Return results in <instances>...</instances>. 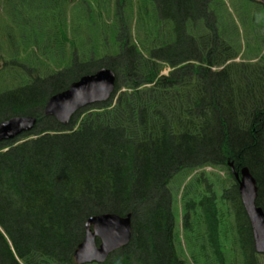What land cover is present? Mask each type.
Returning a JSON list of instances; mask_svg holds the SVG:
<instances>
[{
    "label": "trees",
    "instance_id": "obj_1",
    "mask_svg": "<svg viewBox=\"0 0 264 264\" xmlns=\"http://www.w3.org/2000/svg\"><path fill=\"white\" fill-rule=\"evenodd\" d=\"M90 1L100 16L109 11L110 0ZM218 1L153 0L151 34L142 6L116 0L120 41L108 49L88 0L4 1L0 121L37 120L0 142V264H77L87 219L104 213L130 214L132 237L99 264H261L234 172L247 167L264 212V57L232 46ZM133 17L141 42L129 31ZM103 66L116 76L107 101L64 124L44 115L51 95ZM213 188L232 193V262L220 201L204 193Z\"/></svg>",
    "mask_w": 264,
    "mask_h": 264
},
{
    "label": "water",
    "instance_id": "obj_2",
    "mask_svg": "<svg viewBox=\"0 0 264 264\" xmlns=\"http://www.w3.org/2000/svg\"><path fill=\"white\" fill-rule=\"evenodd\" d=\"M115 79L113 70L105 66L93 73L82 75L67 89L51 95L45 103L43 113L64 124L80 109L107 101L114 91ZM36 120L35 116H13L0 121V142L14 141L23 133L30 132ZM234 176L242 206L251 226L254 251L264 255V212L256 204L255 179L247 167L234 172ZM131 237L130 214L93 215L87 219L84 237L73 253L75 262L103 263L112 252L126 246Z\"/></svg>",
    "mask_w": 264,
    "mask_h": 264
},
{
    "label": "rangeland",
    "instance_id": "obj_3",
    "mask_svg": "<svg viewBox=\"0 0 264 264\" xmlns=\"http://www.w3.org/2000/svg\"><path fill=\"white\" fill-rule=\"evenodd\" d=\"M90 6H94L92 8L94 10V18L96 19L97 23L92 26V21L90 20L88 23L91 25L94 30H100L102 31V38L100 41L102 44L99 45V47L105 45V47L108 49L109 46L107 43L111 46L113 44L117 45V41H120V37L117 33V27L119 26V22L117 21V17L114 15L117 12V6L115 5L116 0H110V7L109 11H105L100 16L98 13V8L95 6L93 1H90ZM106 1V0H104ZM134 6L137 8L138 6H142V9L145 11L143 14V19L145 22H147L148 29L151 31V34H155L157 32L158 27L154 25L155 18H154V8H153V0H133ZM218 2H223L224 7L220 3L214 4V8H216V14L218 15V19L220 21L222 30L226 36L229 35V41L232 44V46L235 49H238L241 51V54L248 53L250 57L254 56L252 53H256V57H264V18L254 16L253 13H247V10L250 11L253 8V4L250 2H244L243 0H219ZM4 3H0V27L3 29L2 32H0L1 40L3 43H5V35L10 32L8 28H5L4 25L8 23V15L4 13ZM145 8V9H144ZM228 9V10H227ZM116 11V12H115ZM136 18V16H135ZM134 17L132 18V21L130 23L129 31L134 39H138L140 42L143 41V38H141L140 32H141V26L140 23L135 21ZM125 19V18H124ZM74 20V19H73ZM77 22L76 20L74 23ZM87 33L90 31V28L87 29ZM13 37L15 38L18 34L17 31L12 30L11 31ZM7 40L8 36L6 35ZM12 39V38H11ZM14 40V39H13ZM19 41V37L16 38V42ZM8 43V41H7ZM5 45V44H2ZM78 47H83L80 45V43H77ZM6 47V46H5ZM19 49L21 46H18ZM6 48H3V51ZM9 52L10 50L7 49ZM4 52L0 51V55H3ZM5 55V54H4ZM5 58L7 59V55H5ZM243 59L242 56H238L236 58V61ZM255 60V59H254ZM0 60V64H1ZM34 64L33 61L30 62V64ZM167 69L163 71L165 73ZM219 172V171H217ZM210 173H207L208 175ZM221 181L225 179V175L223 172L218 173ZM194 175V174H193ZM191 175V176H193ZM177 176V175H176ZM190 176V177H191ZM189 177V178H190ZM188 178V179H189ZM212 178V177H211ZM187 179V180H188ZM174 198L176 199L175 206H174V214H175V224L176 227L180 231V219H181V206L179 204L180 201V192L174 194ZM232 239H225L223 240L224 245V251L228 258H231L230 261L232 262L234 253L229 249L231 245ZM182 247L184 254L187 256L188 254V246L182 241ZM238 255L236 253V258L238 259ZM261 264H264V258H260Z\"/></svg>",
    "mask_w": 264,
    "mask_h": 264
},
{
    "label": "flooded vegetation",
    "instance_id": "obj_4",
    "mask_svg": "<svg viewBox=\"0 0 264 264\" xmlns=\"http://www.w3.org/2000/svg\"><path fill=\"white\" fill-rule=\"evenodd\" d=\"M5 0H0V3H4ZM244 2H250L253 4V8L248 11L247 13H253L254 16H258L261 18H264V0H243ZM170 10L169 8H167L166 11V15L167 17L169 16ZM182 15L184 14V11L180 12ZM9 20V19H8ZM184 26V23L182 24ZM225 191L224 189H215L213 188L212 190L210 189H204V193L205 194H210L213 193L215 200L220 201L217 205L218 208H220V211L218 212V218L221 219L222 221V226L219 227V234H220V238L222 239V241L224 239H232L233 237V231L230 228V226H232V224H234V208H233V204L231 203V190L227 189L226 194L227 197L224 199L221 197L222 193ZM229 201V203H226Z\"/></svg>",
    "mask_w": 264,
    "mask_h": 264
}]
</instances>
